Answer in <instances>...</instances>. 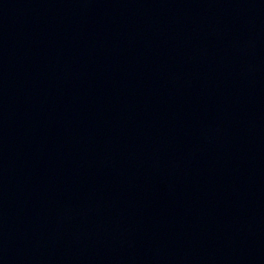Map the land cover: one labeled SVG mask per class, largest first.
I'll return each mask as SVG.
<instances>
[{
	"label": "water",
	"instance_id": "water-1",
	"mask_svg": "<svg viewBox=\"0 0 264 264\" xmlns=\"http://www.w3.org/2000/svg\"><path fill=\"white\" fill-rule=\"evenodd\" d=\"M0 264H264V0H0Z\"/></svg>",
	"mask_w": 264,
	"mask_h": 264
}]
</instances>
